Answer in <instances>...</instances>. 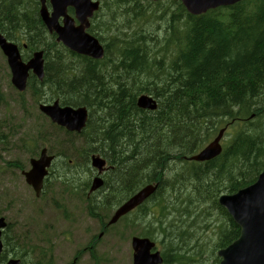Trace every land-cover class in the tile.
Returning a JSON list of instances; mask_svg holds the SVG:
<instances>
[{
  "label": "trees",
  "instance_id": "16d2710c",
  "mask_svg": "<svg viewBox=\"0 0 264 264\" xmlns=\"http://www.w3.org/2000/svg\"><path fill=\"white\" fill-rule=\"evenodd\" d=\"M102 1L90 31L104 42L105 56L93 60L76 55L72 63L44 28L38 0H0V30L11 40L25 42L29 50L47 49L43 80L28 81L33 100L58 98L62 104L88 109L85 128L67 132L38 112L33 117L26 111L25 94L18 93L15 102L23 110L19 126L24 127L18 146L32 151L38 141L49 148L58 144L55 154L60 159L51 173H58L55 178L75 191L80 188L78 174L90 171L91 154H100L109 165L105 196H113L112 202L106 200L107 207L101 202L109 210L106 216L141 185L157 181L156 194L174 188L177 198L190 193L199 204L214 207L222 218L211 250V264H218L217 250L239 235L238 226L217 203L218 196L251 184L264 167V117L257 114L249 120L264 104V0H243L200 15L188 14L179 1ZM140 93L157 100L156 110L137 107ZM223 125L229 127V137L221 153L207 161H189ZM75 141L80 145L71 158L62 145L74 148ZM4 165L22 169L16 162ZM142 218L138 214L130 223ZM158 223L162 227V221ZM5 241L7 246V237ZM36 246L23 242L13 255L22 264H54L51 246L32 263ZM172 246L162 253L164 262L181 263L179 255L190 258L175 241ZM91 256L98 264L99 257ZM204 261L194 258L190 263Z\"/></svg>",
  "mask_w": 264,
  "mask_h": 264
},
{
  "label": "rangeland",
  "instance_id": "374dc122",
  "mask_svg": "<svg viewBox=\"0 0 264 264\" xmlns=\"http://www.w3.org/2000/svg\"><path fill=\"white\" fill-rule=\"evenodd\" d=\"M32 97L30 93L24 96L25 106L26 111H32V116L35 117L39 110ZM19 99L20 96L10 84V72L5 57L0 51V215L4 216L8 223L5 233L10 240L9 243L7 242L6 251L12 252L26 240L35 241V236H41L39 233L45 226L49 227L45 235L48 239L52 238L54 264H66L71 262L77 251L79 253L84 251L83 248L89 240L85 234H99L96 223L86 218H79L76 215L75 221L63 220V211L66 208L70 215H75L76 210L79 213L85 209L86 201L81 200V196H85L84 188L90 180L92 181L93 169L89 164L90 171L78 174L80 179L76 188H80L77 191L67 184L65 188L64 183L53 174L47 178L45 191L40 197H36L25 182L21 170L29 167V158L38 155L43 142L38 141L34 151L19 148L17 140L24 133V127L19 126V117L23 110L15 102ZM38 101L47 102L45 99ZM262 112L264 111L253 113L257 115ZM4 137L5 144L2 142ZM225 137L227 139L229 136ZM79 145L80 142L75 141L74 148L66 143L62 147L70 151L71 158H75ZM47 148L51 153L59 150L56 143H53L52 148L48 146ZM7 161L16 162L17 166H22V169L5 166ZM105 194L99 197L107 207V202H112L113 196L109 194L105 196ZM163 200H166V205L159 207L157 214L153 215L149 211L147 206L152 204L150 202L146 209L144 207L140 212L128 214L110 227L108 236H103L95 249L99 257L98 264H132L130 239L132 235L140 233L153 236L158 242V249L162 252L170 245L174 246L175 241L176 248H183L187 253L185 255L190 256L189 259L183 260L184 255H179V261L182 262L172 264H194V262L190 263L194 258H205L204 264H211V250L218 240V225L222 219L219 211L207 204H199L195 199L190 198V193H182L177 198L174 188L165 189L157 202L163 203ZM104 209L103 206L99 207L102 218H105L104 214L109 211L107 208ZM189 213L188 217L184 216ZM138 214L143 215L145 222L130 223V220ZM104 220L106 221V218ZM159 220L162 221V227L158 223ZM116 236H121V239H117ZM182 240L185 244H181ZM49 246V242L43 244L45 248ZM25 264H30L29 260ZM80 264H94V262L84 257Z\"/></svg>",
  "mask_w": 264,
  "mask_h": 264
},
{
  "label": "water",
  "instance_id": "95a60500",
  "mask_svg": "<svg viewBox=\"0 0 264 264\" xmlns=\"http://www.w3.org/2000/svg\"><path fill=\"white\" fill-rule=\"evenodd\" d=\"M51 12H48L44 0H41L40 15L50 33L57 34V41H62L70 49L91 56L101 58L103 49L98 40L85 32L89 26L88 18L98 9V1L91 0H50ZM156 1V0H153ZM188 13L197 15L219 6H229L240 0H180ZM74 9L75 18L79 25H74V19L68 16L67 7ZM63 17V26L58 19ZM0 46L8 56V62L12 69V83L20 90H24L28 68L39 78L43 76L42 51L35 52L27 64L19 60L17 49L14 45L6 43L0 37ZM137 105L142 108L154 109L156 104L152 98L140 96ZM39 109L53 123L64 127L68 131L79 132L85 126L87 111L85 107L73 108L70 105L60 106L58 100L52 104H41ZM224 129L198 154L190 157L192 160H209L221 151L219 144ZM52 156L42 149L39 158L30 160V169L24 172L26 182L32 186L36 196L39 195L43 178L47 168L51 164ZM92 165L102 171L104 160L92 157ZM102 185V179H93L90 190L93 191ZM156 186L146 185L133 194L127 201L120 205L113 213L109 224L116 222L122 215L126 214L141 204L155 190ZM218 203L223 206L233 221L240 229L239 236L225 248L219 249L217 255L220 257L219 264H264V170L259 174L256 181L251 185L238 190L233 194H224L218 198ZM4 217H0L1 228L5 227ZM2 243L0 241V251ZM131 247L133 250L132 264H160L162 259L159 252H151L154 242L148 238L132 237ZM19 259H9L5 264H19Z\"/></svg>",
  "mask_w": 264,
  "mask_h": 264
},
{
  "label": "flooded vegetation",
  "instance_id": "af4514ba",
  "mask_svg": "<svg viewBox=\"0 0 264 264\" xmlns=\"http://www.w3.org/2000/svg\"><path fill=\"white\" fill-rule=\"evenodd\" d=\"M91 193H93V192H91ZM103 193H104L103 189H98V190H95L93 196L90 197V194H88V192H87V194L85 196H81V200L84 201V199H85L86 202L89 199L99 200L100 197H96V196H101ZM84 205H85V209L84 210L80 211L79 213H78V210H76V212L74 213L75 215H70V220L71 221H69V222H72L73 220L75 221V216L77 215L79 218H84V219L86 218L87 220L96 223V225L98 227V223L97 222H99V221H98V218L96 216L97 213L94 214L96 217H93L92 209L91 208H87L85 202H84ZM65 210H67V208ZM63 220L67 221L64 218H63ZM100 226L101 227H100L99 234L97 235V237H94L93 233L85 234L88 237V239H89L88 240L89 245L84 247L85 251L87 250V248L89 250V251L85 252L88 255V257H89L90 251L93 250L94 246H97L98 240H100L103 236H108V235H106V234L109 233V230H107V229H109V227L111 225L108 226L107 222H104L103 226L102 225H100ZM65 237H67V236H65ZM47 239H48L47 236L41 237V240H47ZM51 239L52 238H50L48 240H51ZM117 239H121V237H117ZM73 257H74V259H73L72 264H80L81 261H82V258L84 257V254L83 253H81L80 255H75L74 254Z\"/></svg>",
  "mask_w": 264,
  "mask_h": 264
},
{
  "label": "bare ground",
  "instance_id": "6f19581e",
  "mask_svg": "<svg viewBox=\"0 0 264 264\" xmlns=\"http://www.w3.org/2000/svg\"><path fill=\"white\" fill-rule=\"evenodd\" d=\"M17 8V7H16ZM16 10V9H15ZM167 85V84H166ZM80 133V132H79ZM127 147V146H126ZM140 157V156H139Z\"/></svg>",
  "mask_w": 264,
  "mask_h": 264
}]
</instances>
